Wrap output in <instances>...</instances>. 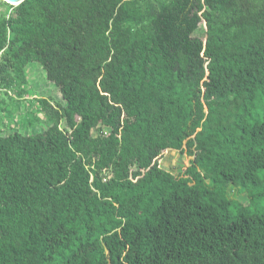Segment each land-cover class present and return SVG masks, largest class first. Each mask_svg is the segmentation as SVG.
I'll return each instance as SVG.
<instances>
[{
    "label": "trees",
    "instance_id": "trees-1",
    "mask_svg": "<svg viewBox=\"0 0 264 264\" xmlns=\"http://www.w3.org/2000/svg\"><path fill=\"white\" fill-rule=\"evenodd\" d=\"M23 99L47 127L0 134V264H264V0H0Z\"/></svg>",
    "mask_w": 264,
    "mask_h": 264
},
{
    "label": "rangeland",
    "instance_id": "rangeland-1",
    "mask_svg": "<svg viewBox=\"0 0 264 264\" xmlns=\"http://www.w3.org/2000/svg\"><path fill=\"white\" fill-rule=\"evenodd\" d=\"M204 30H205V25H203L202 29L198 30L196 34L199 36H204V32H203ZM28 74H29L28 78L30 81L29 87L33 89V92L36 94L38 98L49 99V101L52 102L54 105H56L57 102H61L63 104L65 103L62 93L59 91V88L53 83L49 82L45 78V72L40 67V65L39 66L31 65V68ZM15 97L16 95L13 94V98ZM24 101H25V104L21 107V109L17 111L16 113H14V118H15L14 122H11L9 118H6L7 117L6 114L0 113V119L2 118V121L0 122V134L1 135H8L15 130H20L23 133H36L47 127L45 120H41L39 124L35 127L27 126L26 124L17 125V123H15L17 121V116H18V119L21 118V116H23L22 117L23 120H26V121L30 120L32 117L31 115L28 116L27 114H23L24 110L29 111L30 109H32V106L28 103V101L26 100ZM37 107L39 110V115L42 116L43 111L41 110V107H39V105L33 108H37ZM12 116L13 115H11V117ZM97 133H98V130L97 129L94 130V134H97ZM192 158L193 157H191L187 153L182 154L180 150L167 149L166 151L163 152L162 156L158 159V162L163 167H165L167 170H170L174 174H180L181 171H184V169H186L190 165ZM240 198L242 200H246L245 195L241 196Z\"/></svg>",
    "mask_w": 264,
    "mask_h": 264
},
{
    "label": "water",
    "instance_id": "water-1",
    "mask_svg": "<svg viewBox=\"0 0 264 264\" xmlns=\"http://www.w3.org/2000/svg\"><path fill=\"white\" fill-rule=\"evenodd\" d=\"M3 1H6L7 3L12 4V5H18L22 3L24 0H3Z\"/></svg>",
    "mask_w": 264,
    "mask_h": 264
}]
</instances>
